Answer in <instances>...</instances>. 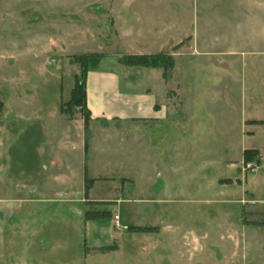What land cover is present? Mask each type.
Wrapping results in <instances>:
<instances>
[{"label":"rangeland","instance_id":"374dc122","mask_svg":"<svg viewBox=\"0 0 264 264\" xmlns=\"http://www.w3.org/2000/svg\"><path fill=\"white\" fill-rule=\"evenodd\" d=\"M180 42L159 63L181 112L173 125L113 124L110 145L85 128L87 155L77 129L60 141V103L67 120L85 116L64 107L75 58L109 54L102 69L134 82L145 69L113 58ZM258 50L264 0H0V264H264V169L244 163L264 150V131L244 123L264 116L250 101L264 86ZM54 157L66 166L53 172Z\"/></svg>","mask_w":264,"mask_h":264},{"label":"crops","instance_id":"0c3cea01","mask_svg":"<svg viewBox=\"0 0 264 264\" xmlns=\"http://www.w3.org/2000/svg\"><path fill=\"white\" fill-rule=\"evenodd\" d=\"M179 44L171 47V53H146V54H125V55H152V54H165L167 56L176 58L177 54H180L182 51L181 48L175 49ZM171 46V44H170ZM195 51V52H194ZM98 54L103 56L99 67L95 70L89 71L86 79V105L87 110L90 114V121L88 126H85V121L81 117H77L73 120H67L64 115L61 113V103L59 109H57L56 117L58 118L60 124L64 127V133L60 135V141L63 144L73 143L75 136L73 132L77 129L79 133V142L83 143V150L86 154L88 148V136L86 137L85 128L89 127L88 133L97 131V129L106 130V133L103 138L105 143L108 145L111 144L112 137L110 134H107L108 127H112L113 124L116 125H129L132 127H139L143 129L144 133H147L151 128L162 129L165 126L173 125L176 121V118L179 117L181 112L176 110V105L174 102H171L168 97L166 81L163 79V72L160 68H151V67H141V66H124L119 63V60L122 57L113 58L114 66L116 67H127L128 69H145L137 70L141 74V78H137L134 82L129 81L126 78L121 77L114 69H102L103 62L107 61L110 58L109 54H104L100 52L90 53ZM208 55L210 53H202L197 47L191 52V56L196 57L198 55ZM89 55L86 53L81 54ZM239 57L240 54L237 52H229L228 57ZM254 61L260 70H264V51L258 50L253 52ZM112 60V59H111ZM112 65V66H113ZM111 66V67H112ZM145 71V72H141ZM144 75V76H143ZM153 77L156 80L153 82ZM138 87V89H137ZM254 87V85H253ZM261 87V86H260ZM255 88L254 93L250 99L251 104H257V107H260L261 102H264V86L261 88ZM73 90V89H72ZM72 93V92H71ZM71 98V94H70ZM70 100V99H69ZM68 100V101H69ZM184 105H181V108H184ZM256 117L251 120H245L246 123L251 124L250 127L255 128V131H264V116L257 113ZM248 126V125H247ZM255 131L248 132L249 134H255ZM104 133V131H103ZM77 134V133H76ZM88 134V135H89ZM134 141V133L131 132L129 137L123 138V143L128 146L130 141ZM142 142V139H141ZM75 144V143H74ZM72 144V145H74ZM77 144V143H76ZM141 144V143H140ZM98 148L97 144L91 147V151ZM259 153L260 167L259 171L264 169V150L261 149H251ZM246 151V150H245ZM119 152L117 155H120ZM87 155V154H86ZM65 162V161H64ZM61 159L57 157L50 158V168L52 171H56L58 166L65 167L66 162L64 163ZM63 171V170H62ZM85 175L81 176L85 185ZM55 180L60 182H67V178H61L59 176L54 177ZM97 181V180H95ZM94 181V183H95ZM81 187L82 190H85V187ZM80 198H83V193H78ZM78 195L75 199H77ZM84 201V200H83ZM87 224V221H86ZM159 234V233H158ZM158 249V245H157Z\"/></svg>","mask_w":264,"mask_h":264},{"label":"trees","instance_id":"16d2710c","mask_svg":"<svg viewBox=\"0 0 264 264\" xmlns=\"http://www.w3.org/2000/svg\"><path fill=\"white\" fill-rule=\"evenodd\" d=\"M182 44L178 45L175 49H178L181 47ZM103 56L98 54H89V55H83L80 57L75 58L76 63L80 65L82 73L81 76H75V85L71 93V98L67 103H64V107H68L70 109L72 108H79L83 112H85L84 121L85 126L87 127L90 121V114L87 110L86 105V79L87 74L89 71L95 70L98 68V65L100 64V61L102 60ZM166 58L168 62L171 61V56H167L165 54H152V55H125L120 60L119 63L124 66H141V67H151V68H159V63ZM95 62V63H93ZM97 66V67H96ZM165 67V66H164ZM166 69V67H165ZM62 114H67L68 112L64 110V108H61ZM264 124V122H262ZM256 157H259V153L255 150H246L244 152V163L248 164ZM256 164H260L259 159H257ZM225 183H231L230 180H228ZM88 189H86V197H87ZM107 213L102 212H88L87 213V221L88 220H96L100 219L102 217H105ZM152 231L150 230H144Z\"/></svg>","mask_w":264,"mask_h":264},{"label":"built area","instance_id":"2783aa9c","mask_svg":"<svg viewBox=\"0 0 264 264\" xmlns=\"http://www.w3.org/2000/svg\"><path fill=\"white\" fill-rule=\"evenodd\" d=\"M115 227L120 229V217L118 216L115 217Z\"/></svg>","mask_w":264,"mask_h":264}]
</instances>
